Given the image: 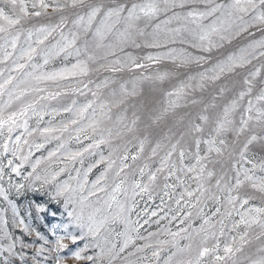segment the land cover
<instances>
[{"label": "snow or ice", "instance_id": "snow-or-ice-1", "mask_svg": "<svg viewBox=\"0 0 264 264\" xmlns=\"http://www.w3.org/2000/svg\"><path fill=\"white\" fill-rule=\"evenodd\" d=\"M49 8L52 13L72 14L67 34L64 27L69 19L63 14L57 24L32 23L51 15ZM238 37L251 39L225 55V45ZM129 48L149 51L134 55ZM57 58L60 67L53 65ZM164 60L177 70L191 64L201 70L165 93V106L147 115L150 124L146 128L181 107V101L185 106L203 103L191 98L197 91L216 86L228 75H240L238 69L252 65V70L242 76V88L231 99L225 100L229 89L219 87L212 102L204 103L194 117L186 114L188 123L183 130H169L151 145L147 135L137 136L142 115L133 105L129 117L127 101L139 94L144 81H163L178 76L179 71L141 73L123 82L105 76L97 83L90 75L101 69L112 74L147 70ZM254 60L260 61L259 67L253 65ZM262 69L264 0H0V157L11 156L6 164L0 160V241H7L0 242V264H47L52 253L55 264H68L60 255L69 248L64 241L76 244L87 237L98 251L85 256L90 246L85 244L71 252L75 261L264 264ZM71 81L75 84L70 85ZM93 84L95 90L89 87ZM86 92L92 99L84 103L72 99L66 105L51 106L50 102L60 101L68 93ZM113 108L118 110L116 122L121 132L138 141L132 154L126 146L119 152L111 145L112 129L104 125L112 121ZM62 114L57 122L55 118ZM33 117L36 124L30 128ZM18 129L22 131L13 137ZM34 134L40 142L29 140ZM187 137H192L194 152L182 145ZM53 141L55 145L46 149V155L34 156L33 149L40 151ZM201 144L206 145L203 155ZM254 145L259 146L258 153L252 152ZM104 146L110 149L107 156ZM177 151L179 162L173 159ZM188 156L194 164L185 163ZM98 166L102 170L90 179ZM13 174L20 179L14 180ZM181 174L194 180L196 187L185 186ZM173 178L176 183H169ZM161 181V204L164 197L173 199L178 186H184L169 224L179 217V223H188V227L145 229L147 234L142 235L149 219L141 224L140 212L132 219L136 197L153 199ZM257 199L259 204L253 202ZM209 201L216 205L211 215L204 212ZM184 205L198 209L199 228L190 230L193 213L184 211ZM53 206L59 207L51 215L55 217L62 208L61 215L66 214L69 224L63 225L64 235H57L59 226H53L55 243L49 245L47 237L29 221L46 220ZM166 217L167 213L160 219ZM154 222L159 224V220ZM69 225H75L80 234L68 231ZM12 229H18L20 235Z\"/></svg>", "mask_w": 264, "mask_h": 264}, {"label": "rangeland", "instance_id": "rangeland-1", "mask_svg": "<svg viewBox=\"0 0 264 264\" xmlns=\"http://www.w3.org/2000/svg\"><path fill=\"white\" fill-rule=\"evenodd\" d=\"M49 13H52V9L49 8L47 10ZM61 14L68 16L69 22L68 24L64 27V32L65 34L68 33L69 28H71V20L74 18L70 12H64V13H52L51 15H43L41 17L35 18L32 23L36 26H39L41 24H57L60 20ZM58 37V33L55 34ZM255 38H259V33L256 34ZM251 39V38H248ZM248 39H244L242 37L236 38L231 45H225L224 54L226 55L228 52L236 51L239 47L244 46L247 42ZM190 51H193L192 49H189ZM127 51L133 52L134 55H144L148 49L144 50H138V49H132L129 48ZM70 62H74L70 58ZM53 65L55 67H60L61 66V60L60 58H57L54 62ZM253 65L256 67L260 66V61L254 60ZM201 69L197 67L195 64H191L185 68H181L179 70L176 69L175 65L172 64L171 61H161L159 65H153L147 70H136L134 72H129L125 70L122 73H116L112 74L109 72H105L102 69L99 72H93L90 75V78L94 82H100L104 79L105 76H112L114 79L118 81H130L134 75L138 76L141 73L144 75H153L156 72H170L174 73L179 71V75H171L167 79L163 81H144L142 84H140L139 88V94L135 97L130 98L127 101L128 105V116L131 117L133 109V105L136 106V109L140 111V114L142 115V123L138 126V132L137 136L142 138V135H147L148 140L151 145H154L157 140H160L162 137L165 135L169 134V130H171L174 133H178L179 131L183 130L184 127L187 126V116H195L197 112H199L203 108L204 103H211L212 102V97L213 95L216 94L218 91V88L223 86L227 89H229L228 92L225 93V100L231 99L232 96L242 88V76L246 75L248 71L252 70V65L247 66L244 69H238L237 72L240 73V75L236 74H231L228 75L225 78H222L221 81L217 82L216 86L210 87L204 92L197 91L193 97L197 100H202L203 103L192 106L191 104H187L185 106L186 102L181 101V107H178L174 110L169 111V113L158 123L156 124H151L150 127L146 128L145 126L150 124V121L147 120V115L152 112H159L162 107L165 106L167 97L165 96V93L168 91H171L173 87H175L181 79H184L187 75H194L196 72L200 71ZM262 75H264V69H262ZM259 79L257 78V89L259 87ZM87 82V79H85V83ZM75 81H71L70 85H74ZM90 88L95 90L94 84L89 85ZM130 87V85H129ZM108 96V92L105 91V97ZM72 99H76L79 103H84L86 102V99H92V96L90 93L86 92V95H80L79 93H68L65 97H63L60 101H52L51 106L52 107H59L60 104H68L71 102ZM218 103H221L223 101L218 100ZM246 103V101H245ZM118 114V110L116 108H113L112 110V115L113 119L112 121H105V127L111 128L113 132V137L111 139V145L113 148H118L119 152H122L125 148L129 150V153L132 154L135 152L136 148L138 147V141L134 139L131 135L122 133L120 126L116 122V115ZM64 117V114L61 116H57L55 119L58 122L60 119ZM181 117H185L183 121H181ZM49 119L48 116H45L44 120L47 121ZM236 119H239V113L236 115ZM36 124V119L35 117L31 118L29 121V127H35ZM42 127L45 126L44 124L41 125ZM22 131V129H18L16 132L13 133V137L18 135ZM117 133H120L117 135ZM33 138L37 139V142H40V138L36 137V134L33 135V137H29V140H32ZM177 139L179 138L178 135L176 137ZM204 138H207V130L205 133ZM227 139L229 142L232 141L233 136L231 134L228 135ZM88 141H85L87 143ZM175 142V139L172 141ZM164 143H167V141H164ZM55 145V142L53 141L52 144L46 145L45 149H42L40 151H36L33 149L34 156H39V155H46V149L53 147ZM182 145L187 147L190 151H195V145L193 143L192 137H187L186 141H182ZM73 147H76L75 144H73ZM108 146L103 147L104 155L107 156L108 151H109ZM149 151V145L146 144V153ZM179 151V150H178ZM178 151L173 154V159L179 162V155ZM206 151V145L201 144V155L204 154ZM27 152V147H25V153ZM252 152L258 153L259 152V146L254 145L252 147ZM160 155H163V151L160 152ZM7 158H11L10 154H5L4 157H0V160H3V162L6 164L7 163ZM99 157H95V159H98ZM131 163V160L129 161ZM186 164H194L195 160L191 157L188 156L185 160ZM27 168V166H26ZM30 170V169H29ZM102 170V166H98L97 168L93 169V173L90 174V179H95V176L98 175L99 171ZM216 170H220V165H216ZM5 171H9V169H5ZM186 181L185 186H190V188L194 189L196 187L195 181L188 179L187 177H183ZM192 175V174H189ZM13 179L14 180H19V177H16L15 174H13ZM7 180V177H5V181ZM169 183H176L175 179H170L168 181ZM161 183V188H158L154 194V198L149 200L147 196H137L136 201H137V208L135 211L132 213V219L135 220L137 219V212H140L141 215V224H143V221L145 219H149V224H144V227L141 229V234L146 235L147 231H157L158 229H162L164 227H171L172 231H176L178 227H188V223H185L181 225L179 223V217L177 220L171 221V224H169V220L172 215L175 214V212L178 210L177 205L175 203V200L179 197V193L183 190L184 186H178L176 188L175 193L173 194V199L168 200L167 197H164L165 203L161 204V196H163V191H162V181ZM214 183V181H213ZM5 187H7V184L5 183ZM257 196L259 194H256ZM123 200V196L120 197ZM187 199V197H185ZM130 202V201H129ZM194 203V201H192ZM254 203L259 204L260 201L259 199L253 201ZM183 203V202H182ZM59 206H53L47 214V219L44 221L41 220H30L29 222L32 224L33 228H37L39 231H41L48 239L49 245H54L55 243V236L52 235L53 231V226L57 225L55 229L57 235H64L63 231V225L69 224L68 218L66 214L61 215L63 212V209L61 208L60 211L56 213V216L53 217L51 215L52 211H55L56 208ZM200 207H204V205H200ZM216 205L209 201L207 204V207H204V212L207 215H211V212L215 210ZM171 209V211H170ZM223 210V209H222ZM155 211L157 213L156 216H151V213ZM184 211H192V219L190 221L191 224V229H196L200 227V224L202 223V219L200 216L197 215V208H192L189 209L187 205H184ZM167 213V217L165 219H160V217L165 216ZM23 214V212H22ZM10 215V214H9ZM159 220V224L155 223L154 221ZM145 229L147 231H145ZM14 231L15 235L19 236L20 231L18 229H12ZM68 231L73 232L76 235H79V230L75 227V225H69ZM234 234V233H233ZM3 243H7V241H0ZM65 243L69 245L68 249L63 250L60 255L63 257L66 261H68V264H91L90 261L83 260V261H75L73 257L71 256V252L77 250L78 248H84L85 244H89L90 246L85 249L84 255H95L96 252L98 251L94 247L91 246V238L87 237L84 240H79L76 242V244H73L70 240H65ZM187 241H181V243H186ZM221 243L223 244V238H221ZM47 247V246H46ZM247 250V249H246ZM50 258L47 261V264H55V259L54 256L55 254H49Z\"/></svg>", "mask_w": 264, "mask_h": 264}]
</instances>
